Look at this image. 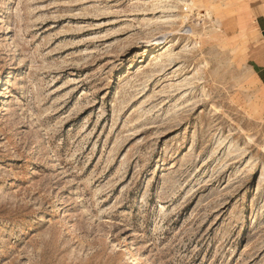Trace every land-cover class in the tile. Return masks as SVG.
<instances>
[{
	"label": "rangeland",
	"instance_id": "rangeland-1",
	"mask_svg": "<svg viewBox=\"0 0 264 264\" xmlns=\"http://www.w3.org/2000/svg\"><path fill=\"white\" fill-rule=\"evenodd\" d=\"M238 4L0 0V264H264Z\"/></svg>",
	"mask_w": 264,
	"mask_h": 264
},
{
	"label": "crops",
	"instance_id": "crops-1",
	"mask_svg": "<svg viewBox=\"0 0 264 264\" xmlns=\"http://www.w3.org/2000/svg\"><path fill=\"white\" fill-rule=\"evenodd\" d=\"M235 28L246 38V62L264 87V0H238Z\"/></svg>",
	"mask_w": 264,
	"mask_h": 264
},
{
	"label": "bare ground",
	"instance_id": "bare-ground-1",
	"mask_svg": "<svg viewBox=\"0 0 264 264\" xmlns=\"http://www.w3.org/2000/svg\"><path fill=\"white\" fill-rule=\"evenodd\" d=\"M161 41H155V42H153V45H154V47L157 45V44H159ZM163 43H165V42H163ZM155 61V60H154Z\"/></svg>",
	"mask_w": 264,
	"mask_h": 264
}]
</instances>
